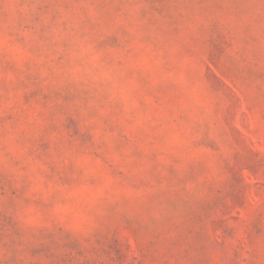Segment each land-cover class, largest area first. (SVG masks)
I'll use <instances>...</instances> for the list:
<instances>
[{"label":"rangeland","instance_id":"obj_1","mask_svg":"<svg viewBox=\"0 0 264 264\" xmlns=\"http://www.w3.org/2000/svg\"><path fill=\"white\" fill-rule=\"evenodd\" d=\"M0 264H264V0H0Z\"/></svg>","mask_w":264,"mask_h":264}]
</instances>
